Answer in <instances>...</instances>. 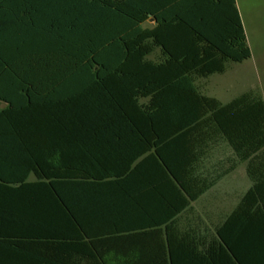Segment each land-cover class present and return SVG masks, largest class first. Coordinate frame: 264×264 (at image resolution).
I'll use <instances>...</instances> for the list:
<instances>
[{
  "label": "trees",
  "instance_id": "1",
  "mask_svg": "<svg viewBox=\"0 0 264 264\" xmlns=\"http://www.w3.org/2000/svg\"><path fill=\"white\" fill-rule=\"evenodd\" d=\"M251 58L236 0H0V264L93 262L101 188H181L214 154L246 165L238 218L264 236V97L199 85Z\"/></svg>",
  "mask_w": 264,
  "mask_h": 264
},
{
  "label": "crops",
  "instance_id": "2",
  "mask_svg": "<svg viewBox=\"0 0 264 264\" xmlns=\"http://www.w3.org/2000/svg\"><path fill=\"white\" fill-rule=\"evenodd\" d=\"M209 96L222 102L217 95ZM232 159L220 154L202 158L181 188L166 170L140 172L155 178L142 179L139 187L127 186L124 178L120 187L101 188L105 193L100 197L108 194L114 216L99 221L92 233L99 246L96 252H86L94 257L88 264H102L99 257L105 264H264V236H254L253 219L251 227L243 228L249 221L238 218L239 205L253 183L245 164L229 170ZM179 203L181 212L175 216ZM128 204L139 213L135 222L123 215ZM126 242H132V249L121 250Z\"/></svg>",
  "mask_w": 264,
  "mask_h": 264
},
{
  "label": "rangeland",
  "instance_id": "3",
  "mask_svg": "<svg viewBox=\"0 0 264 264\" xmlns=\"http://www.w3.org/2000/svg\"><path fill=\"white\" fill-rule=\"evenodd\" d=\"M236 1L252 58L242 64L232 63L225 75L200 82L208 95H217L223 103L250 89L259 90L264 97V0Z\"/></svg>",
  "mask_w": 264,
  "mask_h": 264
}]
</instances>
